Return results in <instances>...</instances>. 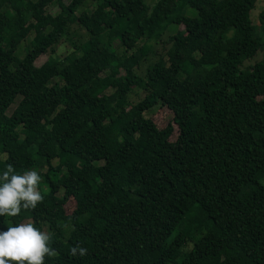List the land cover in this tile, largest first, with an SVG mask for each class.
I'll use <instances>...</instances> for the list:
<instances>
[{
	"label": "trees",
	"instance_id": "obj_1",
	"mask_svg": "<svg viewBox=\"0 0 264 264\" xmlns=\"http://www.w3.org/2000/svg\"><path fill=\"white\" fill-rule=\"evenodd\" d=\"M146 1L0 0V176L37 171L43 197L0 232L43 228L58 253L45 264H264V5L253 21L259 0ZM72 26L85 38L35 67ZM154 107L173 141L146 118ZM77 244L88 254L72 257Z\"/></svg>",
	"mask_w": 264,
	"mask_h": 264
},
{
	"label": "clouds",
	"instance_id": "obj_2",
	"mask_svg": "<svg viewBox=\"0 0 264 264\" xmlns=\"http://www.w3.org/2000/svg\"><path fill=\"white\" fill-rule=\"evenodd\" d=\"M40 175L28 170L14 174L11 164L0 176V217H17L21 209L35 210L43 200L38 191ZM50 236L32 223H20L0 232V264H45V257L58 255L49 245ZM88 249L77 244L70 248L72 257H84Z\"/></svg>",
	"mask_w": 264,
	"mask_h": 264
},
{
	"label": "rangeland",
	"instance_id": "obj_3",
	"mask_svg": "<svg viewBox=\"0 0 264 264\" xmlns=\"http://www.w3.org/2000/svg\"><path fill=\"white\" fill-rule=\"evenodd\" d=\"M152 1L153 0H147L146 3L150 6L152 4ZM259 1L256 3V8H255L256 11L254 10L250 13V16L253 15L252 16L253 21L255 20L257 13H259V11L261 10V8L264 5V0H259ZM66 2L67 1H65L64 3H66ZM94 8H95V3L90 2V1H85L79 7V9L76 11L75 15H79L84 10L85 11H92ZM46 11H47V13L49 12L52 15H56L58 13V10L56 8H54L53 4H51L46 9ZM253 12H254V14H253ZM186 16H192V12L187 11ZM253 25H254L255 30L257 31L258 25H257L256 21L253 23ZM180 30H181L180 26H169L167 31L169 34L173 35ZM69 32H70V34L68 35V38L67 37L62 38L58 42L57 45L53 46L54 51L51 54V56H49L48 53H46V54L39 56L35 60V62H34L35 67L43 68V67L49 65L50 63H52V60L57 61V62L62 61L63 57L69 55L72 52V46L70 44L71 43L77 44L76 43L77 38L78 39L79 38L80 39L85 38L84 32L79 30L75 26H72V28ZM32 36H33V34L29 33L28 36L22 42H20L18 44L17 49L15 51V55L18 59H21L25 53V50L28 49L29 42L32 39ZM102 39L104 40L105 38H102ZM157 50H158L157 48L151 47L150 53L148 54L147 59L141 63V66L136 71V73L138 75H142L145 68L149 64L153 63L156 60V58H157L156 53L158 52ZM261 57H262V52H258L253 59L243 63V68L259 61L261 59ZM140 98H141L140 92L133 90L132 93L128 97V101L130 104H133L137 100H139ZM13 108L14 107L12 105L7 110L6 115H9ZM146 118H149L151 120V122L154 124L156 129L167 131L170 134V138H169L170 141H173L175 139V137H176L175 126H173V124L171 122V114L166 109L160 108V107H154L153 109H151L149 111L148 114H146ZM47 171L53 172L54 178H57L59 176V173H60V168L54 161H45L42 168L39 170V172L43 175ZM60 195H61V193H58V196H60ZM73 208H74V203L72 200L69 199L68 202L66 203L65 207H64L65 214H69L73 210ZM203 220H204V215L198 214L196 217H194L193 221L190 222L185 233L191 234L194 229H197L198 227H200ZM23 223H30V221H25ZM40 231L44 232V229L41 228Z\"/></svg>",
	"mask_w": 264,
	"mask_h": 264
}]
</instances>
